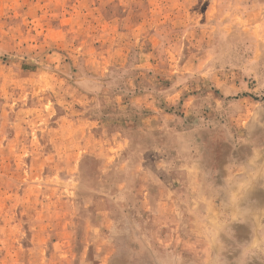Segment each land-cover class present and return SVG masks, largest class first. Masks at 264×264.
<instances>
[{"label": "rangeland", "instance_id": "374dc122", "mask_svg": "<svg viewBox=\"0 0 264 264\" xmlns=\"http://www.w3.org/2000/svg\"><path fill=\"white\" fill-rule=\"evenodd\" d=\"M262 129L264 0H0V264L89 258L128 156L164 173Z\"/></svg>", "mask_w": 264, "mask_h": 264}, {"label": "crops", "instance_id": "0c3cea01", "mask_svg": "<svg viewBox=\"0 0 264 264\" xmlns=\"http://www.w3.org/2000/svg\"><path fill=\"white\" fill-rule=\"evenodd\" d=\"M229 141L215 154L203 146L164 173L162 167L147 172L141 152L128 156L125 212L102 213L100 222L111 221L93 232L106 231V242L91 245L80 263L251 264L247 254L264 238V130Z\"/></svg>", "mask_w": 264, "mask_h": 264}]
</instances>
